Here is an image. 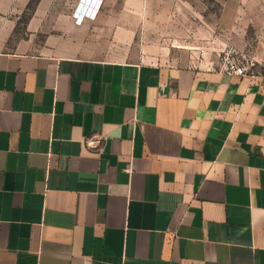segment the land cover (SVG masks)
<instances>
[{
	"label": "crops",
	"instance_id": "obj_1",
	"mask_svg": "<svg viewBox=\"0 0 264 264\" xmlns=\"http://www.w3.org/2000/svg\"><path fill=\"white\" fill-rule=\"evenodd\" d=\"M31 1L0 0V264H264V75L62 55Z\"/></svg>",
	"mask_w": 264,
	"mask_h": 264
},
{
	"label": "rangeland",
	"instance_id": "obj_2",
	"mask_svg": "<svg viewBox=\"0 0 264 264\" xmlns=\"http://www.w3.org/2000/svg\"><path fill=\"white\" fill-rule=\"evenodd\" d=\"M37 3L28 5L18 31L25 28ZM78 3L57 0L49 10L41 11L48 14L37 17L38 46L48 47V41L56 40L51 48L62 55L108 61H175L208 67L231 44L245 58L249 75H264V0H241L238 33L231 35L216 27L221 9L216 0H105L102 12L112 16L102 17L101 21L108 32L99 31L97 26L74 28L79 22L73 14Z\"/></svg>",
	"mask_w": 264,
	"mask_h": 264
},
{
	"label": "built area",
	"instance_id": "obj_3",
	"mask_svg": "<svg viewBox=\"0 0 264 264\" xmlns=\"http://www.w3.org/2000/svg\"><path fill=\"white\" fill-rule=\"evenodd\" d=\"M99 0H92L90 5H87V10L89 11H99V8H96V4ZM102 3L104 0H101ZM103 5V4H102ZM101 7V6H100ZM79 19H76L78 21ZM84 21V20H83ZM78 24H82V21L79 20ZM250 67L245 62V58L242 56L238 48L234 47L231 44L226 46L223 56L219 55V59L215 62H212L208 65L209 71H218L222 74L228 76H239L244 77L249 75Z\"/></svg>",
	"mask_w": 264,
	"mask_h": 264
},
{
	"label": "bare ground",
	"instance_id": "obj_4",
	"mask_svg": "<svg viewBox=\"0 0 264 264\" xmlns=\"http://www.w3.org/2000/svg\"><path fill=\"white\" fill-rule=\"evenodd\" d=\"M91 2H92V0H82L81 3L79 4L78 8L76 9L75 13H74V17L76 19H79L80 21H82V23L86 19H93L94 20L102 8L103 3L101 0H99L96 4V8L97 9L99 8V11L96 10V11L91 12V11L87 10V5L88 4L90 5Z\"/></svg>",
	"mask_w": 264,
	"mask_h": 264
},
{
	"label": "trees",
	"instance_id": "obj_5",
	"mask_svg": "<svg viewBox=\"0 0 264 264\" xmlns=\"http://www.w3.org/2000/svg\"><path fill=\"white\" fill-rule=\"evenodd\" d=\"M39 0H32L31 3H37ZM30 3V4H31Z\"/></svg>",
	"mask_w": 264,
	"mask_h": 264
}]
</instances>
